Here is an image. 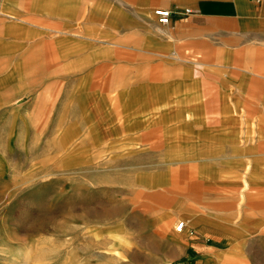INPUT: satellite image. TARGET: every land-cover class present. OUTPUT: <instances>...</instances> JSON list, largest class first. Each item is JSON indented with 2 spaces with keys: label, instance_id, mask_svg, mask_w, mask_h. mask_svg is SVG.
I'll list each match as a JSON object with an SVG mask.
<instances>
[{
  "label": "crops",
  "instance_id": "0c3cea01",
  "mask_svg": "<svg viewBox=\"0 0 264 264\" xmlns=\"http://www.w3.org/2000/svg\"><path fill=\"white\" fill-rule=\"evenodd\" d=\"M157 8L173 11L168 23ZM86 65L106 71L115 88L119 145L149 154L156 174H172L161 208L187 224L181 232L166 225L164 238L176 248H205L209 238L239 246L237 232L253 226L219 227L213 209L238 188V168H257L254 181L264 176V0H0V139L46 117L53 88ZM189 167L195 177L181 185ZM155 184L147 178V190ZM207 254L218 252L195 253Z\"/></svg>",
  "mask_w": 264,
  "mask_h": 264
},
{
  "label": "rangeland",
  "instance_id": "374dc122",
  "mask_svg": "<svg viewBox=\"0 0 264 264\" xmlns=\"http://www.w3.org/2000/svg\"><path fill=\"white\" fill-rule=\"evenodd\" d=\"M90 66L84 73L70 70L66 84L53 88L51 109L40 112L46 117L22 120L15 140L0 139V264H264V176L253 180L258 169L238 168V188L224 192L231 200L217 199L223 209H213L219 227L253 226L237 232L239 246L209 238L218 252L205 255L209 260L195 255L208 246L176 248L163 230L187 220L161 208V186L172 174H156L161 169L149 154L119 145L111 128L116 103L109 101L115 88L106 71ZM188 169L178 176L181 185L195 177V168ZM147 178L161 188L147 190ZM22 250L30 252L26 262H19Z\"/></svg>",
  "mask_w": 264,
  "mask_h": 264
},
{
  "label": "built area",
  "instance_id": "2783aa9c",
  "mask_svg": "<svg viewBox=\"0 0 264 264\" xmlns=\"http://www.w3.org/2000/svg\"><path fill=\"white\" fill-rule=\"evenodd\" d=\"M189 8L185 9V12H190ZM155 14L158 16L159 22L166 24L170 21L173 11L168 8H157ZM186 223L184 221H178L176 223V231L181 232L184 230Z\"/></svg>",
  "mask_w": 264,
  "mask_h": 264
},
{
  "label": "bare ground",
  "instance_id": "6f19581e",
  "mask_svg": "<svg viewBox=\"0 0 264 264\" xmlns=\"http://www.w3.org/2000/svg\"><path fill=\"white\" fill-rule=\"evenodd\" d=\"M25 250V249H24ZM19 252H21L22 254H21V256H20V260H19V262H26V260L28 259V257H29V253L27 254V256L25 255V252L23 253V250L22 251H19ZM24 259H25V261H24ZM28 263V262H27ZM19 264V263H18ZM34 264V263H33Z\"/></svg>",
  "mask_w": 264,
  "mask_h": 264
}]
</instances>
